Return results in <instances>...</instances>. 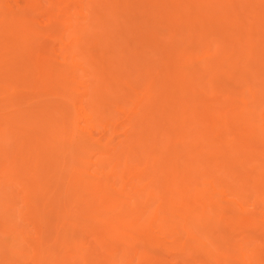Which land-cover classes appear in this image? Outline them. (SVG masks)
I'll list each match as a JSON object with an SVG mask.
<instances>
[{
    "label": "bare ground",
    "instance_id": "6f19581e",
    "mask_svg": "<svg viewBox=\"0 0 264 264\" xmlns=\"http://www.w3.org/2000/svg\"><path fill=\"white\" fill-rule=\"evenodd\" d=\"M1 49L0 264H264V0H0Z\"/></svg>",
    "mask_w": 264,
    "mask_h": 264
},
{
    "label": "rangeland",
    "instance_id": "374dc122",
    "mask_svg": "<svg viewBox=\"0 0 264 264\" xmlns=\"http://www.w3.org/2000/svg\"><path fill=\"white\" fill-rule=\"evenodd\" d=\"M3 52H5V49H4V50H3V49L0 50V53H3ZM5 55H6V54H5ZM10 55H11V54H10ZM10 55H7V57H9ZM7 57H6V58H7ZM17 88H21V87H17ZM20 93H21V92H20ZM24 93H25V92H23V94H24ZM21 94H22V93H21ZM23 94L21 95V97L23 98V96H24L25 99H24V98H23V99L21 98V99H22V100H26V99H27L26 96H27L29 93H27V95H26V93H25V95H23ZM2 95H3V94H2ZM4 97H5V96H4ZM4 97H2V98L4 99ZM28 97H29V96H28ZM2 98H0V100H3ZM22 100H20V101H22ZM27 100H29V98H28ZM2 102H3V101H2ZM18 102H19V100H18ZM24 102H25V101H24ZM16 103H17V102H16ZM19 103L21 104V103H23V102H19ZM7 104H8V107H9V106H12V105H10L9 103H7ZM14 104H15V103H14ZM14 104H13L12 109H13L14 106H15ZM20 104H18V105L16 104L17 106H16L13 110H15L17 107H19ZM3 105H4V104H3ZM22 106H23V104H21V107H22ZM3 107H4V106H3ZM5 107L8 108L6 104H5ZM21 107H19V109H21ZM25 107H27V105H26V106L24 105V108H25ZM6 108H5V112H8V111H9V108H8V109H6ZM24 108H23V110H24ZM3 109H4V108H3ZM10 109H11V107H10ZM12 109H11V110H12ZM19 109H18V110H19ZM6 110H7V111H6ZM3 111H4V110H3ZM1 112H2V111H1ZM20 112H23V111L20 110ZM5 114H6V113H5ZM7 114H10V113H7ZM21 114L23 115L24 113H19V116H20ZM24 116H25V115H23V117H24ZM19 119H20V117H19ZM13 129L16 130L17 132H19V134L22 133V132H21L22 127L20 126V121H19V124H18V120H17L16 124L13 126ZM14 130H13V133H15ZM19 134L17 133V135H16V133H15L16 136H19ZM16 136H15V137H16ZM17 138H18V137H17ZM11 140H12V139H9V140L7 141V143L5 142L6 145H7V144L10 145ZM19 142H20V141H19ZM9 145H8V146H9ZM12 145H14V144H12ZM8 146H7V147H8ZM15 146H16V144H15ZM15 146H14V147H15ZM12 147H13V146H12ZM16 147H17V146H16ZM16 147H15V148H16ZM8 148H9V147H8ZM17 148H18V147H17ZM17 150H18V149H17Z\"/></svg>",
    "mask_w": 264,
    "mask_h": 264
}]
</instances>
